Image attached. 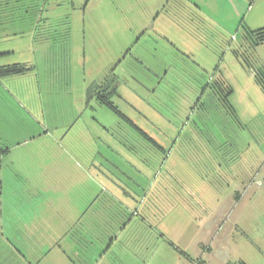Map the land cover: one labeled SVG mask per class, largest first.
Wrapping results in <instances>:
<instances>
[{
    "label": "rangeland",
    "instance_id": "374dc122",
    "mask_svg": "<svg viewBox=\"0 0 264 264\" xmlns=\"http://www.w3.org/2000/svg\"><path fill=\"white\" fill-rule=\"evenodd\" d=\"M263 28L264 0H0V61L33 66L0 95V129L22 147L3 188L6 264H264V44L246 38ZM106 79L165 154L88 98ZM215 80L238 119L218 107L201 124ZM111 198L141 215L107 253L81 225Z\"/></svg>",
    "mask_w": 264,
    "mask_h": 264
},
{
    "label": "trees",
    "instance_id": "16d2710c",
    "mask_svg": "<svg viewBox=\"0 0 264 264\" xmlns=\"http://www.w3.org/2000/svg\"><path fill=\"white\" fill-rule=\"evenodd\" d=\"M246 35H247L246 38L252 41L253 46L258 47L261 44H264V28L259 29L257 31H247ZM32 69H33L32 67L27 66L25 64H12V65H3V66L0 65V78L24 75ZM260 74L262 75L264 79V71H260ZM258 81H259L258 83L263 84L261 79H258ZM205 87L207 88L210 87V93H208L209 92L208 89L205 88L202 90L201 97H199L198 99L199 104L201 105V111H202L199 122L201 124H204L205 120L203 121V118L208 119L209 117H211L212 115L211 111H214V112L219 111L218 107L220 108L222 107L224 110L223 112H225L226 115H228L232 119L237 120L238 119L237 113L234 107L232 106V104L230 103V98H231V95L233 94V91L230 88V86L222 82V80H215L214 82H212L210 86L208 84ZM115 94H116V87L113 85L111 86L107 79L104 82L99 83L97 87L94 89V91H91L89 89L87 93L88 98L94 97L100 105L107 107L108 109H110L111 111L119 115L120 117H123L125 122L128 123L129 127L132 130L131 132L132 137L136 138L137 140L140 139L139 142H145L146 144L147 142H150L153 146L157 147V150L162 151L163 152L162 154H165L166 151H164V149L158 144V142L148 132H146L142 127L137 125L135 122H133L130 118L125 116L122 112H120L117 109V107L114 105L112 101V97ZM198 128L199 127H197V125H195V128H193L195 130V134H198ZM3 151L6 153L7 149ZM135 157L138 160L139 159L142 160L143 156H141V153H140L139 156L135 155ZM117 203L118 202H116L114 198L109 199L106 209H104V211H102L101 214L99 213L96 215L95 217L96 224H94L95 226L90 227L88 225L89 221L87 220H86V223L84 222L85 225L83 224L81 225V230L85 232L84 234H82V237L84 240V243H83L84 246L88 245L87 247L89 248L91 246L92 247L96 246L98 248L99 246H101V243L105 242L104 246L108 248V246L111 243H113L115 239H117L120 233V230L127 227L129 222L131 221L130 216L136 217V216L141 215V210H134L133 212L131 211L132 213L130 215L127 212L123 211L124 213H122L121 215H117L116 214L118 213L117 207H116ZM114 224L118 226V229L117 227L113 228ZM1 249H0V255H2L3 257L6 256L4 259L6 262L9 260L8 258H10V256L8 255V251H5L3 249L1 250Z\"/></svg>",
    "mask_w": 264,
    "mask_h": 264
},
{
    "label": "crops",
    "instance_id": "0c3cea01",
    "mask_svg": "<svg viewBox=\"0 0 264 264\" xmlns=\"http://www.w3.org/2000/svg\"><path fill=\"white\" fill-rule=\"evenodd\" d=\"M257 3H258V1L256 2V4ZM30 26H34L33 22L30 23ZM10 53H12L11 48L7 47V48L3 49V51L0 52V55H9ZM8 60H9V58L8 59H4L3 61H0V65L3 66V65H12V64H25V65L30 66V67L33 68L31 63L28 62V61H16V62L12 63V62H9ZM2 62H4V63H2ZM19 76H21V75H19ZM3 79H5L6 82H3V81H5ZM15 79H16L15 76H9V77L0 78V95H1V90L2 89L9 90L7 88L6 83L8 81H14V82L17 81ZM15 134H16L15 131L6 130L5 125L3 123H1V129H0V215H1V220L4 223L6 221V218H5L4 214H6V212L9 211V209H10L9 208V203H10V201L13 203V201H15L14 200L15 198L13 199L14 196H11V198L6 199L4 197V194H3V191H4L3 188H4L5 185L6 186L10 185L13 188L14 187L17 188L18 187L17 182H19L21 180L20 178H21V173H22V165L19 164V162L21 161L19 159V156L21 155V149H22V147L20 146L21 144L20 145H14V143H11V141H10L12 138H14ZM5 149H7L6 153L3 151ZM10 155L14 156L12 158V161L10 162V166H11L12 169H10L9 171L11 173L10 172H5V170L3 168L4 167L3 161L5 160V158L7 156H10ZM5 182H6V184L4 185ZM13 191L15 193H18L15 190H13ZM14 192H12V195L14 194ZM144 223L146 224V220H144ZM124 230L126 232L127 228L125 227ZM84 233L85 232L83 230H81V234H84ZM119 235H121V234H119ZM3 236H4V233H3ZM118 238L119 237H117V239H115V241H113V243H111L108 246V248L106 247L108 249L107 253L111 252L116 247V245H117L116 241H118ZM9 243L14 247L13 242L11 240L9 241ZM15 250H17L19 253H21V250L19 248H16ZM0 264H6V262L3 259L2 255H0Z\"/></svg>",
    "mask_w": 264,
    "mask_h": 264
},
{
    "label": "flooded vegetation",
    "instance_id": "af4514ba",
    "mask_svg": "<svg viewBox=\"0 0 264 264\" xmlns=\"http://www.w3.org/2000/svg\"><path fill=\"white\" fill-rule=\"evenodd\" d=\"M133 217H135V216H133ZM131 220V219H130ZM144 220H146V217H144ZM130 223V222H129ZM146 223H147V221H146ZM106 250H108L107 248H106Z\"/></svg>",
    "mask_w": 264,
    "mask_h": 264
}]
</instances>
